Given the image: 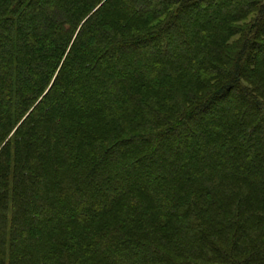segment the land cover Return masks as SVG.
<instances>
[{
  "label": "trees",
  "instance_id": "trees-1",
  "mask_svg": "<svg viewBox=\"0 0 264 264\" xmlns=\"http://www.w3.org/2000/svg\"><path fill=\"white\" fill-rule=\"evenodd\" d=\"M212 1L0 0V264H264V0Z\"/></svg>",
  "mask_w": 264,
  "mask_h": 264
},
{
  "label": "rangeland",
  "instance_id": "rangeland-1",
  "mask_svg": "<svg viewBox=\"0 0 264 264\" xmlns=\"http://www.w3.org/2000/svg\"><path fill=\"white\" fill-rule=\"evenodd\" d=\"M217 1H218V0H217ZM212 2H213V4L218 5V6H219V4H220L219 1L216 2V0H213ZM196 13H200V11L197 10ZM200 15H201V14H200ZM144 92H145V91H142L141 93H144Z\"/></svg>",
  "mask_w": 264,
  "mask_h": 264
}]
</instances>
